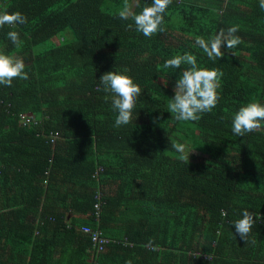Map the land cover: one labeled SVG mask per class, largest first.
I'll use <instances>...</instances> for the list:
<instances>
[{
  "label": "trees",
  "instance_id": "trees-1",
  "mask_svg": "<svg viewBox=\"0 0 264 264\" xmlns=\"http://www.w3.org/2000/svg\"><path fill=\"white\" fill-rule=\"evenodd\" d=\"M125 2L0 0V12L27 17L0 28V52L29 76L0 85V264H264V122L232 132L240 107L264 104L259 0H172L150 38L119 17ZM153 2L127 0L136 14ZM234 25L235 55L224 47L212 60L196 45ZM185 53L224 73L198 121L167 107L188 66L164 64ZM110 71L141 88L118 128L99 81ZM245 209L255 214L247 243L233 228ZM84 229L108 240L102 252Z\"/></svg>",
  "mask_w": 264,
  "mask_h": 264
},
{
  "label": "clouds",
  "instance_id": "clouds-1",
  "mask_svg": "<svg viewBox=\"0 0 264 264\" xmlns=\"http://www.w3.org/2000/svg\"><path fill=\"white\" fill-rule=\"evenodd\" d=\"M171 2L172 0H154L151 6L144 7L139 14H136L132 12L126 0L119 12V17L123 20L131 18L134 21L136 31L150 38L158 31H163L161 25L164 23V13ZM259 6L264 10V0H259ZM26 23L27 17L19 11L14 13L0 12V28L6 25L14 28ZM128 27L132 28L133 25L129 24ZM238 31V25L226 30L221 28L214 37L208 40L197 37L196 45L203 49L204 53L212 60L224 57L225 52L222 51L224 47L235 55L232 50L242 43L241 38L236 35ZM7 38L17 48L23 43L17 31H9ZM182 65L188 67L184 68L175 83L173 89L175 95L168 103V111L177 121H198L202 118V113L211 112L217 106L220 99L217 89L224 73L219 69L199 67L197 57L192 53L175 55L165 62L164 68L179 69ZM24 69L25 64L22 60L0 52V85L11 87L14 79L28 80L29 76ZM99 81L103 85L104 91L112 94V108L118 113L114 126L118 128L131 123L133 109L141 95L140 86L131 77L116 71L105 73ZM262 122H264V104L249 102L240 107L233 115L232 132L237 136L244 137L248 133L260 130ZM172 148L181 154V160L185 159L183 155L185 146L183 144L173 142ZM254 224L255 214L245 209L241 212V218L233 222V228L236 235L247 243ZM128 264L131 262L129 261Z\"/></svg>",
  "mask_w": 264,
  "mask_h": 264
},
{
  "label": "built area",
  "instance_id": "built-area-1",
  "mask_svg": "<svg viewBox=\"0 0 264 264\" xmlns=\"http://www.w3.org/2000/svg\"><path fill=\"white\" fill-rule=\"evenodd\" d=\"M99 209H100V207L97 205L96 210L99 211ZM86 232L90 233L91 240H92V243L94 245L93 249L96 252H102L105 244L108 243V240H105V238H103L101 233L98 231L97 232H91V230L88 229V231H86Z\"/></svg>",
  "mask_w": 264,
  "mask_h": 264
},
{
  "label": "rangeland",
  "instance_id": "rangeland-1",
  "mask_svg": "<svg viewBox=\"0 0 264 264\" xmlns=\"http://www.w3.org/2000/svg\"><path fill=\"white\" fill-rule=\"evenodd\" d=\"M97 211V210H96Z\"/></svg>",
  "mask_w": 264,
  "mask_h": 264
}]
</instances>
